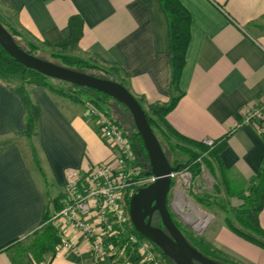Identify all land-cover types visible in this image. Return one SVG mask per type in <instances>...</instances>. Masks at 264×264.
Listing matches in <instances>:
<instances>
[{"label": "crops", "instance_id": "0c3cea01", "mask_svg": "<svg viewBox=\"0 0 264 264\" xmlns=\"http://www.w3.org/2000/svg\"><path fill=\"white\" fill-rule=\"evenodd\" d=\"M180 2L190 13V41L179 80L182 94L166 121L191 140L224 141L222 165L231 180L246 188L264 163V134L245 122L243 113L264 95V0ZM0 5L7 11L0 16L39 46L59 47L55 44L69 34L68 18L78 16L81 30L73 54L114 68L145 106L169 101L170 32L160 0H0ZM14 86L0 77V264H13L15 243L38 230L44 214L59 210L67 169L83 173L111 158L84 98L72 101L29 83L24 89L38 114L26 138L25 108ZM115 104L107 100L103 109L108 113L104 106ZM213 175L220 182L217 170ZM228 197L231 205L241 203ZM258 220L264 229V206ZM52 222L77 250L45 252L38 261L26 254L22 263L93 264L82 234L61 219ZM201 236L234 264H264V248L230 230L225 216L218 222L212 218ZM157 259L168 263L159 251ZM130 263L145 264L130 249L105 255L100 264Z\"/></svg>", "mask_w": 264, "mask_h": 264}, {"label": "trees", "instance_id": "16d2710c", "mask_svg": "<svg viewBox=\"0 0 264 264\" xmlns=\"http://www.w3.org/2000/svg\"><path fill=\"white\" fill-rule=\"evenodd\" d=\"M160 3L166 14L170 32L172 95L169 101L165 104H152L149 106H145L140 98L135 97L144 108L147 120L166 157H168V155L165 149H167L172 155H174L176 151H179L187 157L183 162L177 161L173 158L172 161H169L172 166H177L179 169L187 166L194 178L201 175L202 164H204L212 174L217 170L220 175V182L224 186L225 194L227 196L238 197L241 200V203L235 206L231 205L228 201H219V199L213 198L210 195L192 193L195 202L205 207H211L213 203L217 202L219 207L226 213L225 223L230 230L244 239L264 248V229L261 227L258 220V214L264 206V163L249 185L246 188H243L228 177L227 172L222 165L219 154L225 145L224 141H216L214 145L209 148L203 142L194 141L178 134L166 121V114L174 108L182 94L179 89V80L182 68L185 64L186 49L190 41L191 18L189 11L184 7L180 0H160ZM0 24L9 33L19 48L30 55L42 58L38 55V52H43V49L39 45L22 36L20 32L2 16H0ZM67 26L69 29L67 38L55 44L59 46L60 49L48 52V55L58 62H50L86 72L97 77L113 80L126 88L124 80L119 77L114 68H103L91 60L71 53L80 36L81 19L76 15L70 16L67 20ZM16 39L21 40L22 44ZM95 72H98L99 74H96ZM0 77L7 82H11L13 78H19V82L14 88L19 94L25 108L24 123L26 130L24 135L26 138L31 137L38 114L36 105L31 102L24 89V83H29L44 87L50 92L61 94L72 101H81V99L84 98V102H88L97 109L103 111L115 124H117V126H119L122 133L131 142L136 152L137 160L142 166L143 173H149L147 152L133 121L130 123L129 128H124L122 124L114 120L103 109V104L107 100L114 101L108 95L93 88L77 86L57 80L33 69L27 68L14 60L1 45ZM59 82L61 83L59 84ZM114 102L119 104L125 111H128V109L122 104L116 101ZM129 198L130 196L126 195L124 199L126 208H128ZM58 205L57 207L59 209L61 205ZM171 216L185 239L194 246L198 252L216 262L234 264L220 256L209 245L203 244L200 236H193L186 232L185 227L175 219L172 213ZM49 217L50 214H44L41 227L38 230L33 231L31 235H29V238L24 242L18 241L15 243V251L11 255V261L13 264H24L22 263V259L26 254H28L33 260L38 261L43 253L55 252V247L60 243L61 237L57 226L49 220ZM153 222L155 224L160 223L158 213L154 216ZM155 247L157 246L155 245ZM158 250L160 249L158 248ZM159 252L166 261L169 263L173 262L163 254L161 250Z\"/></svg>", "mask_w": 264, "mask_h": 264}, {"label": "built area", "instance_id": "2783aa9c", "mask_svg": "<svg viewBox=\"0 0 264 264\" xmlns=\"http://www.w3.org/2000/svg\"><path fill=\"white\" fill-rule=\"evenodd\" d=\"M85 104L98 136L111 150V158L91 164L83 173L76 169L65 171L61 207L51 215L50 220L61 219L65 226L82 234L88 242L93 264H100L105 255L119 256L128 249L137 252L139 260L145 264H160L155 245L133 231L124 202L126 195L131 196L137 188L153 182L156 177L143 173L131 142L119 126L103 111L88 102ZM243 113L245 122L252 123L259 133L264 134V95L255 106L245 107ZM202 142L211 148L215 140L205 138ZM203 172L201 165V174ZM169 177L171 189L177 191L172 200L173 207L188 217L187 205L180 199L184 191L192 188L195 179L187 166L170 172ZM193 211L196 212V209L191 207L190 214ZM211 219L207 215L202 227L198 228L193 223L192 227L202 230ZM59 230L64 232L62 228ZM60 237L56 252L77 250L71 238L62 234Z\"/></svg>", "mask_w": 264, "mask_h": 264}, {"label": "water", "instance_id": "95a60500", "mask_svg": "<svg viewBox=\"0 0 264 264\" xmlns=\"http://www.w3.org/2000/svg\"><path fill=\"white\" fill-rule=\"evenodd\" d=\"M0 45L23 66L57 80L103 92L128 109L147 152L149 173L156 177L153 182L137 188L129 198L128 214L133 229L156 245L175 264H223L198 252L175 224L168 204V193L171 189L169 173L178 167L170 164L147 120L144 108L128 89L113 80L67 68L26 53L16 45L1 24ZM154 212L159 215L160 226L151 223ZM206 226L197 230L199 235L203 234Z\"/></svg>", "mask_w": 264, "mask_h": 264}, {"label": "rangeland", "instance_id": "374dc122", "mask_svg": "<svg viewBox=\"0 0 264 264\" xmlns=\"http://www.w3.org/2000/svg\"><path fill=\"white\" fill-rule=\"evenodd\" d=\"M0 13L6 17L7 11L2 7V5H0ZM16 40L22 44L21 40H19V39H16ZM40 47L43 49V52H38V55L40 57H42L43 59H45L47 61L58 62L57 60L52 59L48 55V52L54 51V50H59L60 47H50V46H40ZM95 73L99 74L98 72H95ZM11 82H12V84L16 85L19 82V78H13L11 80ZM60 83L61 82H59V84ZM115 105H116V107H113V109L108 108L107 106H104V108L108 111L109 114H111V116L116 117V119L119 121L120 124H122V126L124 128H129V125L132 122V118L130 116V113L128 111H125L122 107L120 109L117 108V107H120V106H117L119 104H115ZM165 150L167 151V155H168L167 158H169L168 159L169 161H172V159L175 158L177 161L183 162L187 158L184 154L180 153L179 151H176L175 154L172 155L167 149H165ZM202 165L204 167L203 174H201L199 177H196V179L193 182L192 188L184 191L183 197L180 199L181 203H184L185 205H187L189 216L185 217L184 216L185 214L182 215L180 213V211L177 210L178 208L176 209L173 207L172 200L175 197V194L177 192V191H175V189H171L168 193V204H169V208H170L171 213L173 214L175 219L185 227V231L190 233V235L192 234L193 236H200L203 244L208 245L206 239L203 238L201 235H199L198 231L192 227L193 222H191V221L193 219H191V214H193V212H191V214H190L191 207H194L196 209V211H201L205 215L211 216L215 222H218L221 219H223L224 216L226 215V213H225V211H223L219 207V204L217 202L213 203L211 207H205V206L199 205L193 199L192 193H197V194H201V195H210L213 198L219 199V201L223 200V202L228 201V200L230 201L231 198L225 194L224 189L222 188V186L220 185V182L218 181V178L216 176H214L204 166V164H202ZM244 194H245V191H244ZM190 205H191V207H190ZM50 217H51V215H50ZM50 217H49V220H50ZM155 249L157 251H160V250H158L157 247H155ZM161 264H166V263L164 261H162ZM167 264H174V263L168 262Z\"/></svg>", "mask_w": 264, "mask_h": 264}, {"label": "bare ground", "instance_id": "6f19581e", "mask_svg": "<svg viewBox=\"0 0 264 264\" xmlns=\"http://www.w3.org/2000/svg\"><path fill=\"white\" fill-rule=\"evenodd\" d=\"M191 206V205H190ZM128 209V208H126ZM191 218H193V224L196 227H202L204 225V223L207 220V215H205L204 213H202L201 211H193V214L191 215ZM51 221V220H50ZM133 229V226H132ZM134 231V229H133Z\"/></svg>", "mask_w": 264, "mask_h": 264}, {"label": "flooded vegetation", "instance_id": "af4514ba", "mask_svg": "<svg viewBox=\"0 0 264 264\" xmlns=\"http://www.w3.org/2000/svg\"><path fill=\"white\" fill-rule=\"evenodd\" d=\"M156 213H157V212H154V213H153L151 223H152V225H154V226H160V225H161L160 223H159V224H155V223L153 222V218H154V216L156 215Z\"/></svg>", "mask_w": 264, "mask_h": 264}]
</instances>
